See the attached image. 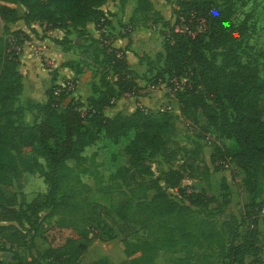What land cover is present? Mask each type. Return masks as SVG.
Masks as SVG:
<instances>
[{
    "label": "trees",
    "instance_id": "trees-1",
    "mask_svg": "<svg viewBox=\"0 0 264 264\" xmlns=\"http://www.w3.org/2000/svg\"><path fill=\"white\" fill-rule=\"evenodd\" d=\"M0 1V19L4 25L20 18L27 27L8 30L7 35L0 34V230L8 229L17 238L23 236L18 225L26 219L31 226L33 219L29 217L35 218L41 206L47 208V216L77 211L79 204L72 194L62 190L66 160L81 162L84 147L94 142L100 131L113 140L133 131L123 147L126 168L147 176L146 187L153 192L146 202L147 207L151 213L166 217L163 221H167L162 224L163 237L154 239L166 240L168 247L182 241L189 250L191 244L198 242L187 220L192 211L189 203L206 204L215 200V195L204 187L186 191L181 184L183 170L179 166L170 165L153 175L151 157L165 150V136L173 127L171 111L165 108L144 110L137 106L128 113L116 111L109 115L105 112L107 107L114 105L118 96L132 92L137 84L138 72L128 63L125 47L100 44L102 67L97 85H91L95 94L84 99L71 97L58 107L71 91L54 94L57 77H53L45 89L44 102L17 103L22 88V72L18 68L19 53L11 48L12 42L22 43L28 39V31L37 34L32 26L34 22L42 25L43 31L62 28V37H51L55 43H65L71 30L77 31L84 39H90L94 36L86 33V25L93 22L96 30H100L99 24L107 18L102 7L105 0ZM7 3L22 6V13L18 14L15 7ZM151 8L150 0H136L133 11ZM175 11L176 21L181 12L194 33L188 34L185 29L175 31L172 26L169 31H162L161 70L167 74L164 80L171 84L174 77L186 79L183 91L189 104L203 116L201 129L204 137L206 126H210L218 139L227 141L215 145L219 159L232 162L240 170L247 196L245 206H252L250 210L255 213L254 207L258 205L256 196L264 189V80L257 67L240 59L238 50L246 30L245 20L231 22L229 5H212L208 0H184ZM200 19L204 20V26L198 29L195 24ZM63 64L72 65L70 60ZM156 80L157 76L153 82H158ZM30 107L37 109L40 116L30 123L23 122L21 114ZM181 110L185 112L183 107ZM25 146H30L35 155L31 158L24 156ZM40 157L44 160L43 177L47 184L43 198L34 197L26 207L15 206L14 193L5 194L2 185L19 179L24 169L39 165ZM169 188H175L188 203L178 201ZM254 213L252 226L242 233L232 225L235 217L222 220L220 232L227 233L229 239L222 255L226 261L221 264H252V258H256L258 237ZM173 219L183 227L170 225L168 220ZM75 231L74 236L59 245L36 250L26 259L12 255L6 264H76L79 254L95 235L83 226L76 227ZM148 244V241H143L125 250L131 264H146L152 260L153 253L147 251L150 247L146 248ZM136 251L139 254L132 255ZM247 256H250L249 260H245ZM91 264L109 263L100 258Z\"/></svg>",
    "mask_w": 264,
    "mask_h": 264
},
{
    "label": "rangeland",
    "instance_id": "rangeland-1",
    "mask_svg": "<svg viewBox=\"0 0 264 264\" xmlns=\"http://www.w3.org/2000/svg\"><path fill=\"white\" fill-rule=\"evenodd\" d=\"M150 1L151 9L134 12L136 0H105L103 9L107 18L99 24L97 36L84 39L77 31H71V40L81 45L69 43L70 40H67L51 48L50 41L47 48L52 49V56L41 54L36 58L32 55L35 63L31 64V71L39 82L34 83L31 79L24 82L17 103L26 105L30 104V100L41 103L45 101V89L50 85L51 78L59 74L54 66L56 61L67 62V59L60 57L58 50L67 49L76 54L75 58L69 60L77 66L81 62L79 68L86 66L90 69V83L97 85L102 67L100 44L113 41L110 36L127 37V42L122 47H125L128 63L136 67L137 84L132 92L117 97L114 105L109 107V113H128L137 106L144 110L165 108L171 111L173 127L165 136V150L154 153L151 157L153 175L159 174L170 165L179 166L183 170L182 185L186 188L204 187L215 195V200L206 204L189 203L192 211L187 220L198 242L191 244L187 250L182 241L171 247L166 245V240L155 241L154 237H163L162 224L167 221H163L166 217L151 213L147 207L146 202L153 193L151 188L146 187L147 176L138 175L126 168L123 147L133 131L115 140L100 131L95 141L84 147V159L81 162L66 160L62 190L72 194L74 201L79 204L78 210L47 216V208L41 206L35 218L29 215V219H33L31 226L26 219L18 225L20 228H17L20 233H24L23 236L17 238L12 236L8 229L0 230V264L9 262L12 255L26 259L36 250L59 245L74 236L75 228L81 226L84 229L89 228L95 236L79 254L76 264H91L100 258L106 259L109 264H131L130 256L125 250L133 247L132 244L139 245L143 241L149 242L146 248H150L147 251L153 253L152 260L146 264H221L226 261L222 255L229 239L227 233L220 232L222 220L235 217L232 225L240 233L252 226L254 210H250V205L245 206L247 196L241 183L240 170L232 162L219 159L220 154L215 146L227 141L218 139L210 126H206L204 137L201 129L204 119L200 112L189 104L184 94V77H174L171 84L164 80L167 74L161 70L162 31L171 29L176 16L175 9L184 0ZM208 1L212 5H229L231 22L245 20L246 30L238 50L240 59L257 67L259 76L264 80V0ZM7 5L14 6L18 14L22 13V6L14 3ZM108 15H115V18H109ZM93 27V22H88L86 33H90ZM16 28L27 29L20 18L5 25L0 19V34L7 35L8 30ZM34 28L42 27L37 25ZM28 32L35 35L36 40H41L40 37L46 35L43 30L37 31V34ZM59 34L58 38L63 36V29H60ZM19 66L20 63L18 68ZM21 68L25 73L28 67ZM26 75L27 73L24 74L25 77ZM155 76L158 82H153ZM162 77L163 80H160ZM58 107H61V103ZM182 107L185 109L184 113ZM39 116L37 109L30 107L23 111L21 119L30 123ZM22 154L29 158L35 155L30 146L23 147ZM39 159V165L30 170L24 169L19 179L2 185L5 194L14 193L15 206L26 207L34 197L43 198L47 184L43 177L44 160L42 157ZM169 192L178 201L188 203L175 188H169ZM255 202L258 205L254 207V215L257 208L264 203V189L256 196ZM255 222L257 237L263 236L262 225L258 220ZM168 223L183 227L182 223L175 219L168 220ZM174 235L178 236L175 233ZM128 242L131 244L128 245ZM137 254L139 251L132 255ZM256 261L253 257L251 263L257 264Z\"/></svg>",
    "mask_w": 264,
    "mask_h": 264
},
{
    "label": "crops",
    "instance_id": "crops-1",
    "mask_svg": "<svg viewBox=\"0 0 264 264\" xmlns=\"http://www.w3.org/2000/svg\"><path fill=\"white\" fill-rule=\"evenodd\" d=\"M102 7L104 8V5H102ZM108 17L109 18H115V15H113V16L108 15ZM32 26H33V23H32ZM39 26H41L43 28L42 25H39ZM42 28L41 29L40 28H37V29L35 28V29L38 32L39 31L41 32ZM60 29H62V28L54 27V28H50V29L44 30V33H46V35L40 37L41 40H36L35 35H31L29 33L30 36H29L28 40L23 42V52L20 54V60L21 61H20V66H19V69L22 72V87L23 88H24V85H25L24 82L28 81V79H31V81L34 82V83H36V81L39 82L38 81L39 79L34 78V76H33L34 73H33V71H31L33 62L35 63L34 57L31 54L32 46L34 44H36V43H41V44H43L45 46L44 49H45L46 53L48 51L47 54L52 56V54L50 53V52H52V49L48 50L49 48H47V45L50 44V41H52L51 37H59L60 36V34H59ZM110 30H112V28H110ZM71 31H74V30H71ZM96 32H97V30L93 27L92 31H90L89 34L92 35V36H97ZM72 33L73 32H69L67 34V37H68V40H70L69 43H74L75 44L74 40H71V38H72L71 34ZM110 39L113 40V41L110 42V44L111 45H115V46H123L127 42V37L116 36V38H115L114 36H110ZM75 41H77V40H75ZM82 42H84V41H82ZM55 44L57 46L60 45V43H55L54 41H52L51 48H53V45H55ZM61 44H63V43H61ZM75 45H81V44L77 43ZM58 54H60V57L62 59H67V60H69L70 58H75L76 57V54H74L71 50H67V49L58 50ZM126 56H127V54H126ZM71 63H72V65H70V64L65 65V64H63V62L56 61V67H57V70H58V73H59V74H57L58 80H60L62 76L74 77L76 79V88L73 91H71L66 97H64L62 99L61 106H63L69 100V98H71V97H79L80 99H84L88 95L95 94L93 92L92 88H91L92 83H90V77H91L90 69L86 68V66L79 68L78 66L82 64L81 62H79L78 66L75 65L76 63H73L72 61H71ZM131 66L136 70V67L134 65L131 64ZM21 67H23V68L24 67H28L27 69H25L26 70L25 73H27L26 77L24 76L25 73L22 71ZM76 68L78 69L77 72L75 71ZM31 102L34 103L33 101H31ZM108 109H110V108L107 107L105 109V112L107 114H109V115L113 114V113H109L110 111ZM248 258L250 259V256H247L245 258V260H249Z\"/></svg>",
    "mask_w": 264,
    "mask_h": 264
},
{
    "label": "built area",
    "instance_id": "built-area-1",
    "mask_svg": "<svg viewBox=\"0 0 264 264\" xmlns=\"http://www.w3.org/2000/svg\"><path fill=\"white\" fill-rule=\"evenodd\" d=\"M37 25H39L37 22L33 23V27H36ZM171 25H172V29L175 31L185 29L188 34L193 35L194 33V31L191 28H188V25L187 23H185V20H184V15L181 12L177 16V21L176 19H174ZM202 26H204V20L200 19L199 22L195 24V27L200 29ZM26 40H24L23 42H25ZM23 42L16 43L15 41H13L11 44V48L14 49L16 53L20 54L23 48ZM44 48L45 46L43 44L36 43L32 46L31 53L34 57L39 58L41 54H47ZM119 53L120 52H118L117 54ZM75 85H76V79L74 77H65V78L61 77L60 80H58L57 78L56 86L53 88V93L57 95L63 90L72 91ZM191 190H193L191 187L186 188V191L188 192ZM255 216L257 217L256 220H258V222L263 227V236L258 237V241H257L258 250H257V256H256V259H257L256 263L264 264V203L259 208H257Z\"/></svg>",
    "mask_w": 264,
    "mask_h": 264
}]
</instances>
